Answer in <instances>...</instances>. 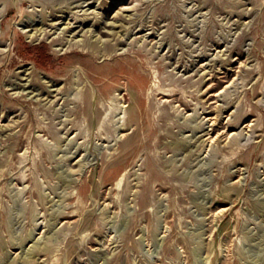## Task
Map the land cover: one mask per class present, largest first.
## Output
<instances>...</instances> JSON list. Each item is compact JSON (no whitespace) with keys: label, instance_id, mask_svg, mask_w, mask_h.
<instances>
[{"label":"rangeland","instance_id":"rangeland-1","mask_svg":"<svg viewBox=\"0 0 264 264\" xmlns=\"http://www.w3.org/2000/svg\"><path fill=\"white\" fill-rule=\"evenodd\" d=\"M0 264H264V0H0Z\"/></svg>","mask_w":264,"mask_h":264},{"label":"trees","instance_id":"trees-1","mask_svg":"<svg viewBox=\"0 0 264 264\" xmlns=\"http://www.w3.org/2000/svg\"><path fill=\"white\" fill-rule=\"evenodd\" d=\"M24 52L29 55L38 65L51 69L53 66L49 63V55L48 53L40 47H30L29 45H24Z\"/></svg>","mask_w":264,"mask_h":264},{"label":"bare ground","instance_id":"bare-ground-1","mask_svg":"<svg viewBox=\"0 0 264 264\" xmlns=\"http://www.w3.org/2000/svg\"><path fill=\"white\" fill-rule=\"evenodd\" d=\"M76 3V2H75ZM81 5V4H80ZM79 5V6H80ZM73 6V5H72ZM54 13L52 12V15H53ZM87 43V42H86ZM86 45V44H85ZM87 46V45H86ZM89 46V45H88ZM90 47V46H89ZM99 47V46H98ZM109 47V46H108ZM95 48V47H94ZM97 48V47H96ZM106 48V47H105ZM92 49V48H91ZM103 49V48H102ZM111 49V48H110ZM106 50V49H105ZM97 51V50H96ZM107 51V50H106ZM105 57V56H104ZM25 87V86H24ZM30 94V93H29Z\"/></svg>","mask_w":264,"mask_h":264}]
</instances>
